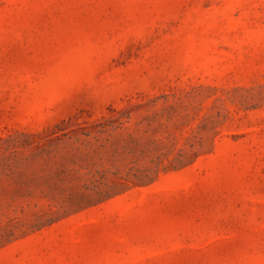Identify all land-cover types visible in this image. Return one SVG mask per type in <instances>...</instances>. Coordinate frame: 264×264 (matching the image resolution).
<instances>
[{"label": "rangeland", "instance_id": "374dc122", "mask_svg": "<svg viewBox=\"0 0 264 264\" xmlns=\"http://www.w3.org/2000/svg\"><path fill=\"white\" fill-rule=\"evenodd\" d=\"M0 264H264V0H0Z\"/></svg>", "mask_w": 264, "mask_h": 264}]
</instances>
